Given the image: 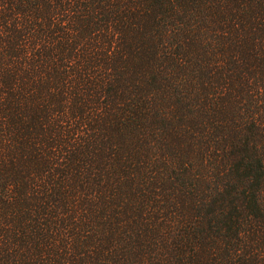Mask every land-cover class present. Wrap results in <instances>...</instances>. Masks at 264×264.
<instances>
[{
  "label": "trees",
  "instance_id": "trees-1",
  "mask_svg": "<svg viewBox=\"0 0 264 264\" xmlns=\"http://www.w3.org/2000/svg\"><path fill=\"white\" fill-rule=\"evenodd\" d=\"M0 264H264V0H0Z\"/></svg>",
  "mask_w": 264,
  "mask_h": 264
}]
</instances>
